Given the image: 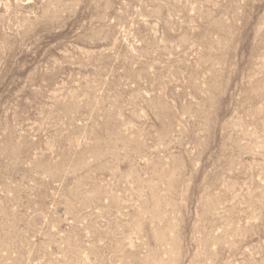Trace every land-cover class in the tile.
<instances>
[{"label":"rangeland","instance_id":"obj_1","mask_svg":"<svg viewBox=\"0 0 264 264\" xmlns=\"http://www.w3.org/2000/svg\"><path fill=\"white\" fill-rule=\"evenodd\" d=\"M0 264H264V0H0Z\"/></svg>","mask_w":264,"mask_h":264}]
</instances>
